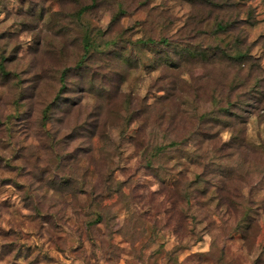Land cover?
I'll use <instances>...</instances> for the list:
<instances>
[{
	"label": "rangeland",
	"instance_id": "obj_1",
	"mask_svg": "<svg viewBox=\"0 0 264 264\" xmlns=\"http://www.w3.org/2000/svg\"><path fill=\"white\" fill-rule=\"evenodd\" d=\"M90 2L0 0V264H264V0L227 10L243 64L178 67L137 39L192 36L194 5L97 0L72 16ZM85 28L116 42L83 56ZM234 71L248 87L229 90ZM215 100L243 104L222 126Z\"/></svg>",
	"mask_w": 264,
	"mask_h": 264
},
{
	"label": "trees",
	"instance_id": "obj_2",
	"mask_svg": "<svg viewBox=\"0 0 264 264\" xmlns=\"http://www.w3.org/2000/svg\"><path fill=\"white\" fill-rule=\"evenodd\" d=\"M190 5H194L195 8L194 11H191L188 14L187 20L185 22L186 33L188 31L191 32L192 36H185L182 39H179L177 41H174L173 39L167 37V36H159V38H153L150 35L143 36L137 39V41L153 45L160 49L159 52H157L156 56L161 58H167L171 65L173 66H180L183 62H185L187 59H204L205 61L212 60L217 53H219L220 57H228V62H234L235 60L240 61L242 57L245 56L246 51L241 50V41L238 37L231 36L230 31L232 29L236 28V25L238 23V19L236 16L233 18H230L229 15H227V10H229L230 7H233L235 4V0H186ZM97 3V0H91L90 3L82 4L78 7V9L71 13L72 16L80 17L82 13L88 11L89 9L93 8ZM201 7H210L207 9V15L202 14ZM126 9L121 4L118 6V9L114 11L110 17L109 23L117 21L120 19V17L125 13ZM212 11L218 12L215 15H213ZM210 19L211 23H208V18ZM211 17V18H210ZM248 24H252L253 21H247ZM205 26L206 29L202 30ZM109 28V25H108ZM199 33H207L212 40L213 44L209 48L210 50L207 52L206 49L200 48L196 44L195 36ZM105 30H101L99 28L95 30H91V28H85L82 33V37L80 39L81 47L83 50V56H86L92 52L95 53H104L108 47L116 42L115 37H110L105 39ZM222 35V36H221ZM119 36V35H118ZM120 37V36H119ZM225 39H227L225 41ZM162 52V54H160ZM119 54H114V57H117ZM155 56V57H156ZM245 60L240 61V64H243ZM2 66V65H1ZM0 66V68H1ZM229 76V74H228ZM242 75L239 74L238 71H234L232 73V78H229V90H233L234 88L242 85L243 88L245 86H249L248 82L246 81L247 78L241 77ZM258 83V82H257ZM257 83L252 84L251 87H249L248 92L249 94L256 95L259 91H256ZM261 97H257V99H260ZM215 105L217 107L216 111L217 114L214 117V119H218V122L221 123L222 126H225L226 124H229L230 121L227 119H222L220 116H226L229 114H232L231 108L232 107H240L243 104V101L241 102H233L230 100H226L225 104H220L218 101L215 100ZM49 108V105L46 106L43 118H45L47 115L46 111ZM172 144V143H170ZM165 145L156 144L152 147V149L149 151V156H157L160 154V152L165 148ZM146 164L148 167H151V161L150 159H146ZM176 182H174L175 185ZM185 192V191H184ZM183 197H185V201L187 204L190 203V200L188 198L187 193L183 194ZM96 218H99L97 216Z\"/></svg>",
	"mask_w": 264,
	"mask_h": 264
}]
</instances>
